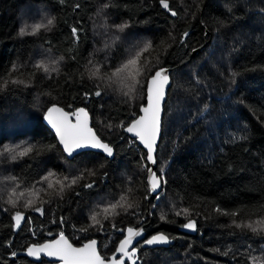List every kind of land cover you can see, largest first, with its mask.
<instances>
[{
	"label": "trees",
	"instance_id": "trees-1",
	"mask_svg": "<svg viewBox=\"0 0 264 264\" xmlns=\"http://www.w3.org/2000/svg\"><path fill=\"white\" fill-rule=\"evenodd\" d=\"M25 7L43 9L54 24L20 35L21 27L34 28L28 15L20 23ZM170 7L176 16L159 0H0V264H54L10 254L61 231L77 246L97 239L108 257L125 228L140 225L146 237L164 233L174 244L140 249L139 264L264 261V224L256 223L264 220V0H170ZM125 24L123 31L117 27ZM148 43L152 48L137 65L141 83L129 92L126 73L111 74ZM44 55L58 61L56 71L33 67ZM159 67L171 68L154 164L167 183L153 197L146 153L120 125L138 116L147 78ZM51 104L85 107L114 156L85 151L68 159L42 121ZM29 146L33 152L12 159ZM82 174L60 193L58 181ZM122 196L125 207L105 213ZM28 200L43 214L25 208ZM217 206L241 211L225 216ZM184 208L189 214L177 216ZM16 211L25 217L19 228ZM189 219L195 234L179 230ZM233 219L258 230L236 227Z\"/></svg>",
	"mask_w": 264,
	"mask_h": 264
},
{
	"label": "snow or ice",
	"instance_id": "snow-or-ice-1",
	"mask_svg": "<svg viewBox=\"0 0 264 264\" xmlns=\"http://www.w3.org/2000/svg\"><path fill=\"white\" fill-rule=\"evenodd\" d=\"M63 2V0H62ZM160 5L167 9L172 16H176L177 12L170 7V0H159ZM109 5H103V8H107ZM80 7L79 3L75 4V8L78 9ZM103 10V9H102ZM55 18H49L47 20L46 25L43 27L48 28L54 24ZM42 27L41 25H36L33 28L32 33H28L25 27H21L20 35L26 34H34L37 29ZM121 31L127 25H118L117 26ZM72 34L75 40H79L78 29L73 27ZM188 33H184V37H187ZM183 43V40L181 41ZM152 48L150 43L146 44L143 48L139 50H135L133 54L130 55V58L124 63L121 67L117 68L114 72H112L111 76H116L119 73H126V78L130 79L132 83L128 86L129 92H131L136 84H140L141 81L136 77L143 74V69L137 67L140 59L144 53L149 52V49ZM64 57H60V60H63ZM58 61H52V66L50 67L45 61H38L33 66L35 69L42 70L44 73H49L51 71H56L55 64ZM91 64L92 61H89ZM148 60L145 58L144 64L147 65ZM18 66L13 65L12 71L17 70ZM100 72L99 68H96L95 71L90 73V78H96L98 73ZM167 69L159 68L154 72V74L150 75L147 78V103L146 106H141L140 111L142 115L138 116L136 119H133L127 126L121 124L120 126L124 128L127 133L132 134L139 142L147 149L146 157L142 159H146V161L151 164H155L156 160L154 158L156 140L160 132V113H161V101L165 95V87L169 83V77L166 74ZM10 75V73H9ZM34 75V73H33ZM235 75V73H233ZM111 79V77H109ZM5 85L8 83V80L4 81ZM11 83H24L23 81L12 80ZM88 93H85V97H88ZM95 96H100L101 91L97 90L94 93ZM128 95V93H125ZM44 119L47 121L49 125L55 130L56 135L59 140V144L62 145L63 150L69 156H72L73 153L77 152L79 149L84 148H96L102 149L103 152L111 157L113 155V148L108 144L103 142L100 137L93 131V129L89 126V114L84 108H77L74 111H66L64 108L57 106L56 104H52L44 115ZM111 127V125H108ZM19 147V146H17ZM51 146H49L50 150ZM6 151L16 153V149H6ZM33 152V147H24L22 151L12 155V159L16 160L18 157H23ZM39 154V153H37ZM143 167L149 173L148 176V185L149 191L151 193H158L164 184L167 183L166 180L163 179V175L158 176L156 172L152 170L151 167L146 163ZM51 175V174H50ZM83 178V174L78 177H74L69 180L68 177L64 178V181H67L65 184L64 181H58L60 184V193L64 191L66 187H71L76 184L78 180ZM11 179L15 180V177ZM47 179V178H45ZM93 185L89 184L87 187H92ZM49 188H52L53 185L49 183ZM131 189H129L130 191ZM59 194V193H57ZM126 201V197H121V200L116 204H112L109 208H105V213L109 212L111 209V214H116L117 207H125V204L122 202ZM9 203L15 207L16 201L10 199ZM43 203V202H42ZM33 201L28 200L25 204V208H32L33 211L39 212L43 214L42 207H32ZM133 207L132 204H127V208ZM215 212L231 217H237L241 210H232L228 211L226 209H222L219 206L215 207ZM187 216L189 214V209L184 208L181 211H177L176 215L179 216L181 214ZM164 215H161V219H164ZM13 219L15 220V227L19 228L21 221L25 219L23 213L21 211H16ZM92 220L96 223L99 221L96 220V216L92 217ZM63 222V218L61 219ZM232 223L235 224L236 227H248L251 228L253 232H256L258 229L253 227L251 224L241 225L236 222L235 219L232 220ZM257 224H264V220H260L256 222ZM184 228L195 231L196 230V221L189 219L187 223L183 225ZM82 231H86L87 229H81ZM143 229H137L134 227H128L126 229V235L124 238L120 240L119 245L116 247L115 252L110 257H105L100 254L97 250V241L90 240L87 243L83 244L81 247H75L72 243L69 242L68 238L64 235L63 231H61L58 235L57 239L52 241L45 242L43 244H32L27 248V255L30 257H39L41 253L57 258L61 264H137V260L139 259L137 256V248L133 246L134 240L136 237L142 235ZM169 238L164 233H158L157 235L152 236L150 239L144 241L145 244L153 245L160 243H168ZM227 255V253H224ZM12 257H16L17 253L12 252L10 254ZM252 261V264H264L259 257H249Z\"/></svg>",
	"mask_w": 264,
	"mask_h": 264
},
{
	"label": "water",
	"instance_id": "water-1",
	"mask_svg": "<svg viewBox=\"0 0 264 264\" xmlns=\"http://www.w3.org/2000/svg\"><path fill=\"white\" fill-rule=\"evenodd\" d=\"M206 44V42H204L203 44H201L196 50L198 51V50H200V49H202L203 47H204V45ZM196 50H194V52H196ZM159 68H164V69H167V75H168V77H169V83H168V85L165 87V95H164V98H163V100L161 101V113H160V118H161V122H160V132H159V135H158V137H157V140H156V146H155V152H154V158H155V153H156V147H157V145H158V143H159V139H160V134H161V128H162V116H163V110H164V103H165V100H166V97H167V93H168V90H169V88H170V86H171V76H170V73H171V68L170 67H159ZM159 68H157L156 70H158ZM155 70V71H156ZM154 71V72H155ZM154 72L152 73V74H154ZM151 74V75H152ZM146 94H145V102H144V104L142 105V106H146V103H147V99H146V97H147V83H146ZM52 105V104H51ZM51 105H49L46 109H45V111H44V113H43V116H42V121H43V123L53 132V134L55 135V137H56V139H57V142H58V144H59V140H58V137H57V135H56V132H55V130L51 127V125H49L48 123H47V121L44 119V115H45V113L47 112V109L51 106ZM57 106H59V107H62V106H60V105H58V104H56ZM62 108H64V107H62ZM77 108H84L87 112H88V114H89V126L93 129V131L97 134V132L95 131V129L92 127V117H91V115H90V113H89V111L85 108V107H83V106H80V107H77ZM77 108H75V109H77ZM141 108V107H140ZM65 109V108H64ZM74 109V110H75ZM66 111H74V110H67V109H65ZM140 115H142V113H141V111L139 112V114H138V116H140ZM138 116H136L134 119H136ZM124 133L127 135V136H129L130 138H132V139H135V141H136V143L145 151V153H147V149L146 148H144V146L139 142V140L138 139H136L132 134H130V133H127L125 130H124ZM98 135V134H97ZM99 136V135H98ZM101 139V138H100ZM102 140V139H101ZM103 141V140H102ZM104 142V141H103ZM59 146H60V148L62 149V151H63V153H64V155L68 158V159H71L72 157H74L75 155H77V154H79V153H81V152H85V151H90V152H96V153H100V154H102V155H104V156H106V157H108V158H112L113 156H114V150H113V155L111 156V157H109V156H107L104 152H103V150L102 149H96V148H84V149H79V150H77V152H75V153H73V155L72 156H69L67 153H65L64 152V150H63V147H62V145H60L59 144ZM147 163H148V165H149V167H151L152 168V170L155 172V165L154 164H151L150 162H148L147 161ZM148 176H149V173L147 172V175H146V184H147V187H148V190H149V185H148ZM162 190V189H161ZM161 190L158 192V193H151L150 191H149V193H150V196H156V195H158L160 192H161ZM22 222H23V220L21 221V224H22ZM187 223V222H186ZM21 224H20V226H21ZM146 227V225H140V226H138V227H134V228H137V229H143V232H142V235L141 236H139V237H136L135 238V240H134V244H133V246H135L136 248H137V256H138V260H137V264H139L140 262H141V260H140V254H139V252H140V249H147V248H157V247H168V246H170V245H173L174 244V240L173 239H171V238H169V242L168 243H160V244H153V245H148V244H145L144 243V241L145 240H147V239H150L152 236H154V235H157L158 233H156V234H153V235H151V236H149V237H146L145 236V233H144V228ZM128 228V227H127ZM127 228H125V230L123 231V237L121 238V240L124 238V235H126V229ZM179 230L180 231H182V232H185V233H188V234H195L196 233V230L195 231H193V230H190V229H186V228H184L183 226L182 227H180L179 228ZM59 235V234H58ZM58 235L55 237V238H53V239H50V240H46V241H44V242H42V243H39V244H43V243H45V242H48V241H52V240H54V239H57L58 238ZM64 235L66 236V234L64 233ZM67 237V236H66ZM68 238V237H67ZM68 240H69V238H68ZM90 240H96L97 241V250L99 251V242H98V240L97 239H95V238H93V239H90ZM90 240H88V241H90ZM88 241H86V242H83L81 245H79V246H77V245H74L70 240H69V242L70 243H72L73 244V246H75V247H81L83 244H85V243H87ZM120 242V241H119ZM119 242L117 243V245H116V247L119 245ZM32 244H35V243H32ZM32 244H30V245H32ZM30 245H28L27 247H26V249L23 251V252H20V253H17V255H22V256H25L27 259H29L30 261H32V262H36V263H39V262H41L42 260H46V261H48V262H51V263H54V264H61V262L57 259V258H55V257H50V256H47V255H45V254H43V253H41L40 255H39V257H30V256H28L27 255V248L30 246ZM139 245V246H138ZM116 249V248H115ZM100 252V251H99ZM114 252H115V250H114ZM113 252V253H114ZM112 253V254H113ZM101 254V253H100ZM111 254V255H112ZM111 255H109L108 257H110ZM103 256V255H102ZM126 264H128V262L126 261Z\"/></svg>",
	"mask_w": 264,
	"mask_h": 264
},
{
	"label": "rangeland",
	"instance_id": "rangeland-1",
	"mask_svg": "<svg viewBox=\"0 0 264 264\" xmlns=\"http://www.w3.org/2000/svg\"><path fill=\"white\" fill-rule=\"evenodd\" d=\"M33 16V15H36L34 16V19L32 20L30 17L28 19V21H32L33 23V26H36V25H45L47 23V20L49 19V14L44 11L43 9L39 8V7H36V8H33V9H28V8H24V9H21L20 10V17H21V22L20 23H24L23 20H25L24 18H27L28 16ZM39 61H45L47 64H49V66L51 67L52 64L51 62L52 61H55L53 57L49 56V55H44L42 58L40 57V59L38 58Z\"/></svg>",
	"mask_w": 264,
	"mask_h": 264
},
{
	"label": "flooded vegetation",
	"instance_id": "flooded-vegetation-1",
	"mask_svg": "<svg viewBox=\"0 0 264 264\" xmlns=\"http://www.w3.org/2000/svg\"><path fill=\"white\" fill-rule=\"evenodd\" d=\"M139 246V245H138Z\"/></svg>",
	"mask_w": 264,
	"mask_h": 264
}]
</instances>
